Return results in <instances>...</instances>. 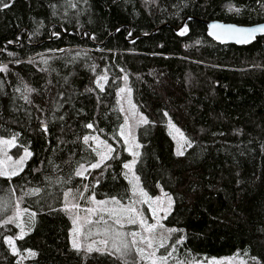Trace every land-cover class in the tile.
<instances>
[{"label": "trees", "instance_id": "1", "mask_svg": "<svg viewBox=\"0 0 264 264\" xmlns=\"http://www.w3.org/2000/svg\"><path fill=\"white\" fill-rule=\"evenodd\" d=\"M207 19L258 23L264 0H12L0 8V135L17 134L15 152L32 153L19 175L0 177L7 204L0 264H124L116 255L72 249L63 204L69 189L122 202L133 194L122 175L132 156L119 135L125 76L150 121L136 128V172L150 195L173 197L165 222L182 229L172 238L185 237L179 254H241L245 264H264V35L249 45L219 44ZM99 76L107 77L103 89ZM169 118L192 142L183 155ZM84 135L115 150L108 167L89 169L86 178L76 168L97 157ZM18 201L36 213L23 238L7 219Z\"/></svg>", "mask_w": 264, "mask_h": 264}, {"label": "snow or ice", "instance_id": "2", "mask_svg": "<svg viewBox=\"0 0 264 264\" xmlns=\"http://www.w3.org/2000/svg\"><path fill=\"white\" fill-rule=\"evenodd\" d=\"M12 0L9 3H4L0 0V8H8ZM75 7V5H73ZM239 11V9H237ZM180 34L183 35L187 31V25L180 28ZM257 33H264V24H259L255 27H237L231 24L212 23L209 25V34L214 36L217 40H234L237 43H248L253 40ZM55 35H58L56 33ZM94 38V37H93ZM19 63V61H17ZM6 69V66H3ZM101 80L106 81V76L97 77L98 86L103 89ZM125 80L127 77L125 76ZM131 92V89H119V92L123 91ZM27 99V97H25ZM131 112L124 117V123L120 125L119 135L123 137V143L126 145L125 151L129 152L132 156L131 160H127L123 163V169L125 170L122 175L128 180L131 185V191L134 198H130L127 204L121 203L116 196H112L105 200H96L95 195L89 197L93 207L86 208V215L81 217L78 214L80 204L75 202H69V195L71 189L64 193L65 202L63 209L72 216V225L70 229L71 248L80 252L84 251L85 257L93 251L97 253H109L116 255L119 259L124 260V264H127V257L133 253L136 254L137 260L135 264H167L171 252L165 248V245L173 232L182 231V229L166 228L161 220L163 217L161 213L166 216L174 203L173 197L167 192L162 190L161 195L155 197L150 196L149 193L141 186V177L137 175L135 166L138 159L141 156V152L138 150L141 145L138 143L134 134V128L138 125L150 123L148 117L142 112H137L136 106L129 101ZM123 111V109H121ZM168 116V113H164ZM169 128L175 133L173 139L176 140L178 145L177 155H183V148L185 146L191 147L192 142L184 134V132L178 128L171 119L168 120ZM44 130H47L46 125H42ZM88 129H93V123L89 122L85 125ZM172 132H170V135ZM16 136L13 134L11 137H0V177H5L11 180L12 177L19 175L23 171L26 160L32 155L31 151L27 147H23V152L19 154L18 158L13 159L8 154V149L13 148L16 145ZM83 142L91 148V151L95 153L97 159L94 161L89 160L85 163H81L75 170V175L78 177H85L89 169H98L102 165L108 167L105 164L110 157L113 156L114 148L106 140L100 139L95 135H84ZM89 141H94L95 146L89 144ZM99 183V180L96 181ZM87 190L88 185H84ZM40 189H32L30 193L39 192ZM83 193H81V196ZM109 199L112 202V207H108ZM137 204H146L147 210L151 212L150 219L153 220L149 223V218H146L144 212L136 207ZM7 208V204L0 201V210ZM107 214V219L104 214ZM94 215H99L98 220H93ZM36 216L35 212L30 211L27 208H22L19 201L15 206V211L12 216L7 219L20 229L19 237L23 238L26 234L25 229L32 230V224ZM26 217V219H25ZM111 221V223H109ZM5 221H0L4 223ZM125 224L139 225L140 230H134L130 232L122 231ZM103 235V238L97 240L95 237ZM184 236H180L174 244L170 245L172 249L183 242ZM4 240L7 242L12 251L16 254H20L21 250L17 248L15 240L12 236H5ZM161 248H165L164 255H158V251ZM29 256H36L37 253L32 249H23ZM222 260L232 262L231 257L221 258ZM239 259V264H245L243 259ZM253 260L256 257H252ZM212 261L215 264H220L217 258L213 257ZM22 264V261H21ZM177 264H180L178 261ZM187 264V262H185ZM194 264H200L199 261H195Z\"/></svg>", "mask_w": 264, "mask_h": 264}, {"label": "rangeland", "instance_id": "3", "mask_svg": "<svg viewBox=\"0 0 264 264\" xmlns=\"http://www.w3.org/2000/svg\"><path fill=\"white\" fill-rule=\"evenodd\" d=\"M124 80H125V77H124ZM128 88L131 89V92H130V93L127 92L126 90L123 91V92H119V102H120L121 108L123 109L124 115L126 116V115H128V114L131 112V108H130L129 101H131V103L134 104V105L136 106V110H137V112H142L144 115H146V114L141 110V108L139 107L138 103L135 101V98H134V95H133V90H132V88L129 86L127 80H125V81H124V84H123V86H122L121 89H128ZM146 116H147V115H146ZM168 120H169V119H168ZM171 121H172V120H171ZM172 123H174V122L172 121ZM174 124H175V123H174ZM142 125H143V124H142ZM175 125H176V124H175ZM138 126H139V125H138ZM138 126H136V127L134 128V134H135V136H136V139H137L138 143L141 145V143H140V141H139V139H138V136H137V134H136V128H137ZM167 126H168L169 133L172 132L171 136H172V138H173V135H175V133L172 131V129L169 128L168 122H167ZM176 126H177V125H176ZM177 127H178V126H177ZM178 128H179V127H178ZM184 134H185V133H184ZM0 137H4V136L0 135ZM5 138H8V137H5ZM174 141H175V148H176V152H177V151H178V145H177L176 140H174ZM15 147H16V146H15ZM15 147L8 149V154L11 155V156L13 157V159L18 158L19 154H21V153L23 152V150H22V151H20L19 153H16V152H15ZM186 149H187V146H185V147L182 149L183 152H185ZM29 150H30V149H29ZM138 150L141 152V148L138 149ZM29 158H30V157H29ZM29 158H28V159H29ZM28 159L26 160L25 165H26ZM25 165H24V167H25ZM134 170L136 171V166H135V169H134ZM136 173H137V172H136ZM137 175H138V173H137ZM141 186L143 187L142 182H141ZM143 188H144V187H143ZM144 189H145V188H144ZM163 191L166 192L165 190H163ZM81 193H83L82 196H81ZM161 194H162V191H161L158 195H161ZM149 195H150V194H149ZM169 195H170V194H169ZM91 196H93V195H86L85 192H80V191H78V190H71V193H70V195H69V197H68L69 202H75V203H78V204L81 205V207L78 209V214H79L81 217H83V216L86 215V211H85L86 208H88V207H93V206H94V205L92 204L91 200L89 199V197H91ZM150 196H153V195H150ZM155 196H157V195H155ZM155 196H153V197H155ZM130 198H134V197H133V194H132V196H131ZM130 198H129V199H130ZM95 199H96V200H105V199H108V198L99 199V198H97V197L95 196ZM129 199H128L127 201H124V202L121 201V203H123V204H127V203L129 202ZM107 206H108V207H112V206H113V205H112V202H111L110 199H109V202H108V205H107ZM136 207L144 212V215H145L146 218H149V223H152V222H153V220L150 219V217H151L152 214H151V212H150L149 210H147V205H146V204H137ZM172 209H173V205H172V208H171L170 212L172 211ZM170 212H169L166 216H164L163 213L160 214V215L163 217V219L161 220V223H163V224L165 225L166 228H172V227H169V226L166 224V222H165V220H166V218L168 217V215L170 214ZM68 213H69V212H68ZM104 215H105V218L107 219V214L105 213ZM70 216H71V215H70ZM71 217H72V216H71ZM92 218H93V220H98V219H99V215H94ZM109 223H111V221H109ZM176 229H177V228H176ZM134 230H140V227H139L138 224H137V225H128V224H125L124 227H123V229H122V231H125V232H130V231H134ZM175 233H176V232H173V233L171 234V237L169 238V240L167 241V243H166V245H165V248H167V250H168L169 252H171V256L169 257L167 264H177L178 261L180 262V264H185V262H187V264H194L195 261H199L200 264H215V262L212 261V258H213V257H210V258L202 257V258H198V259H187V258H184L183 256H181V255L179 254V252H178V247H177V246H176L175 249H172V248L170 247V245H172V244L175 243V241H174V242L172 241V238H173V236H174ZM101 238H103V235H102V234H101L100 236H98V237H95V239H97V240H99V239H101ZM14 240H15V239H14ZM165 248H161V249H159V251H158V255H164V254H165ZM229 257L232 258V262H231V264H239V259H237V257H239L240 259H243V260H244V256L241 255V254H236V255H233V256H229ZM215 258H217V257H215ZM221 258H227V257H221ZM221 258H217V260L220 261V264H229V261H227V260H222ZM127 259H128L130 262H132V264H135V261L137 260V256H136V254L134 253V251H133L132 254H130V255L127 257Z\"/></svg>", "mask_w": 264, "mask_h": 264}, {"label": "water", "instance_id": "4", "mask_svg": "<svg viewBox=\"0 0 264 264\" xmlns=\"http://www.w3.org/2000/svg\"><path fill=\"white\" fill-rule=\"evenodd\" d=\"M189 18H192V17H189ZM185 21L186 20H184L182 22L181 26L178 29H180L185 24ZM204 22L207 25L208 35L213 40H215L217 43L223 44V45L224 44H235V45H238V46L249 45V44L253 43L256 40L257 37L264 35V33H257L255 38L253 40H250L248 43H237L234 40H226V41L217 40L214 36L209 34V25L212 24V23H221V24H226V25L227 24H231V25H236L237 27H255V26L259 25V24H264V21H261V22H258V23H253V24H237V23H234V22H225V21L218 20V19H207V20H204Z\"/></svg>", "mask_w": 264, "mask_h": 264}, {"label": "bare ground", "instance_id": "5", "mask_svg": "<svg viewBox=\"0 0 264 264\" xmlns=\"http://www.w3.org/2000/svg\"><path fill=\"white\" fill-rule=\"evenodd\" d=\"M114 96V95H113ZM146 108V107H145Z\"/></svg>", "mask_w": 264, "mask_h": 264}]
</instances>
